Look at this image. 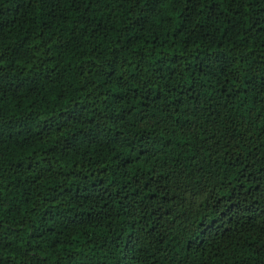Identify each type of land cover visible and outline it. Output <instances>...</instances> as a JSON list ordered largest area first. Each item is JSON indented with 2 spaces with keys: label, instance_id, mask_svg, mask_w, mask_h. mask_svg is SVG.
<instances>
[{
  "label": "trees",
  "instance_id": "obj_1",
  "mask_svg": "<svg viewBox=\"0 0 264 264\" xmlns=\"http://www.w3.org/2000/svg\"><path fill=\"white\" fill-rule=\"evenodd\" d=\"M0 264H264V0H0Z\"/></svg>",
  "mask_w": 264,
  "mask_h": 264
}]
</instances>
